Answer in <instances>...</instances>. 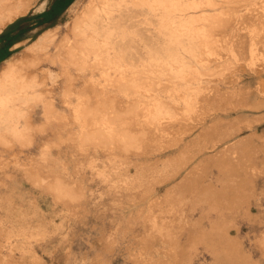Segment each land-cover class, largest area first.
Here are the masks:
<instances>
[{
    "label": "rangeland",
    "instance_id": "obj_1",
    "mask_svg": "<svg viewBox=\"0 0 264 264\" xmlns=\"http://www.w3.org/2000/svg\"><path fill=\"white\" fill-rule=\"evenodd\" d=\"M20 1L0 74L42 83L17 137L0 102V264H264V1L71 0L29 26L38 0H0L1 23Z\"/></svg>",
    "mask_w": 264,
    "mask_h": 264
},
{
    "label": "bare ground",
    "instance_id": "obj_2",
    "mask_svg": "<svg viewBox=\"0 0 264 264\" xmlns=\"http://www.w3.org/2000/svg\"><path fill=\"white\" fill-rule=\"evenodd\" d=\"M106 1V0H105ZM105 1L102 0V2L104 3ZM122 1V0H121ZM124 1V0H123ZM134 1V0H133ZM140 1V0H139ZM144 1V0H143ZM264 1V0H263ZM110 2V1H109ZM152 2V1H151ZM25 3V2H24ZM101 3V2H100ZM124 3V2H123ZM133 3V2H132ZM148 3V2H147ZM15 7H13L9 14L5 17V21L3 20V23H1L0 20V25H1V29L0 31H2V28L5 27V25L9 22L14 21L18 16H21L23 14H25L27 12V8H23L21 5V1L18 3ZM105 4V3H104ZM103 4V5H104ZM263 4V3H262ZM8 4H6L7 6ZM27 5V4H26ZM109 4H107L108 6ZM128 5V4H127ZM146 5V4H145ZM12 6V5H11ZM28 6V5H27ZM26 6V7H27ZM117 6V4H116ZM130 6V5H129ZM154 6V5H153ZM25 7V5H24ZM145 7V6H144ZM105 8V6L103 7ZM2 10V9H1ZM95 11H92V15L90 16H84L77 25L75 26V30L78 31V34L80 35V37H82V35H85V31L87 29V27L90 26H98L102 20V16H101V8L96 7V9L94 8ZM105 11V9H103ZM4 11V10H3ZM154 11V10H153ZM107 12V10H106ZM112 12V11H111ZM115 12V11H114ZM259 13L258 14L260 16V18L258 16H256L255 20H258V23H264V20H262V18H264V5L261 7H259ZM7 14V13H6ZM4 17V16H3ZM107 17V16H106ZM137 19V18H136ZM79 20V19H78ZM221 20V19H220ZM254 20V21H255ZM107 21V20H106ZM128 25V23H126ZM124 25V24H122ZM125 25V26H127ZM49 31L51 30H47L44 33H42L34 42H33V47L35 46V50L36 47L37 50H39V47L41 48L43 45H45L44 43L49 42V44L51 43L50 41L53 40L54 38V34L50 33ZM91 31V30H90ZM97 31V30H96ZM99 31V30H98ZM106 31V30H105ZM52 32V31H51ZM76 32V31H75ZM88 32V31H87ZM111 32V31H110ZM131 32V31H130ZM73 34V33H72ZM76 34V33H75ZM107 34V33H106ZM105 34V35H106ZM92 35V34H91ZM75 36V35H73ZM88 36V35H87ZM90 36V35H89ZM256 36V35H255ZM110 37V35H109ZM234 37V36H233ZM87 38V37H85ZM90 38V37H89ZM94 38V37H93ZM108 38V37H107ZM83 39V38H82ZM91 39V38H90ZM95 39H97L95 37ZM94 39V41H95ZM101 39V38H100ZM103 39V38H102ZM105 40V38H104ZM253 40V38H252ZM261 40V39H260ZM230 41V40H229ZM82 42V41H81ZM254 42V41H253ZM85 43V41L83 42ZM93 43V42H91ZM97 43V41H96ZM104 43V42H103ZM106 43V42H105ZM35 44V45H34ZM64 44V43H63ZM72 44V43H71ZM77 45V42L75 43ZM90 44V43H89ZM65 45V44H64ZM87 45V44H86ZM98 45V44H97ZM67 46V44H66ZM90 46V45H89ZM100 46V45H99ZM30 47V46H29ZM47 47V46H45ZM49 47V46H48ZM72 47V46H70ZM69 47V49H71ZM79 47V46H78ZM43 48V47H42ZM68 49V47H65V49ZM75 49V47H72ZM113 48V46H112ZM252 48V47H250ZM72 49V50H74ZM78 49V48H77ZM111 49V48H110ZM114 49V48H113ZM254 49V48H253ZM252 49V50H253ZM34 50V52H35ZM81 50V49H80ZM95 50V49H94ZM239 50V49H237ZM33 51V50H32ZM40 51V50H39ZM42 51V50H41ZM236 51V50H235ZM251 51V50H250ZM43 52V51H42ZM67 52V51H66ZM71 52V50H70ZM240 52V51H239ZM40 53V52H39ZM252 53L254 54V52L252 51ZM251 53V54H252ZM34 54V53H33ZM75 52L72 51L71 54L69 55H74ZM77 55V54H76ZM75 55V56H76ZM237 55V54H236ZM81 57V56H79ZM29 58V57H28ZM34 58V56H33ZM38 60V59H37ZM22 61V60H21ZM33 62V61H32ZM39 62V61H38ZM37 62V63H38ZM21 63V62H20ZM26 64V63H25ZM34 65V64H33ZM37 64H35L36 66ZM19 66L18 64L14 63L12 60L11 61H7L6 66L3 68L1 74H0V102L2 103V105L4 106L3 109V113H2V117H1V123L3 124L6 132L10 133L12 136L17 137L19 135H21V130L19 127V118L20 116H23V114H20L19 111L16 110V107H18L17 103L20 104H24V105H29L32 104V101L40 96L39 92L37 91L38 88H40V83L41 81V76H34V78L32 77L31 79H27L26 76L23 75L22 70H19ZM26 66V65H25ZM24 67V66H23ZM34 67V66H33ZM98 67V66H97ZM31 68V67H30ZM44 69V68H43ZM46 70V69H45ZM49 71V69L47 70ZM49 77L54 80L55 75L53 74V72L50 70L49 72ZM31 74V73H30ZM40 75V74H39ZM45 75V74H44ZM31 76V75H30ZM48 80V79H47ZM47 80H45L47 82ZM72 81V80H71ZM42 83V82H41ZM47 84V83H46ZM56 86V85H55ZM17 90V92H16ZM43 99V98H42ZM37 100V99H36ZM35 100V101H36ZM54 105V104H53ZM19 108V107H18ZM21 108V107H20ZM32 108V107H31ZM1 124V125H2ZM2 129V128H1ZM5 133V132H4ZM156 142V141H155ZM154 142V143H155ZM158 145V144H157ZM171 167V166H169ZM180 167V166H179ZM173 168V167H172ZM177 168V166L175 167ZM177 170V169H176ZM179 170V169H178ZM175 172V171H174ZM178 173V172H177ZM128 182V181H127ZM226 192V191H225ZM213 230H218L219 232L223 231V228L221 226H216L213 228ZM216 232V231H215ZM211 236V235H210ZM223 247V246H222ZM222 252V251H221ZM236 264V263H235Z\"/></svg>",
    "mask_w": 264,
    "mask_h": 264
},
{
    "label": "crops",
    "instance_id": "obj_3",
    "mask_svg": "<svg viewBox=\"0 0 264 264\" xmlns=\"http://www.w3.org/2000/svg\"><path fill=\"white\" fill-rule=\"evenodd\" d=\"M70 1L71 0H38L36 6H34V8L30 12L31 15H35V17L27 19L26 24L30 26L38 22L37 25L40 26L41 24H47L49 22H52V20L55 18V16L53 15L55 13L58 14L63 9H65V7ZM5 47H6L5 40L1 39L0 41L1 52H3Z\"/></svg>",
    "mask_w": 264,
    "mask_h": 264
}]
</instances>
